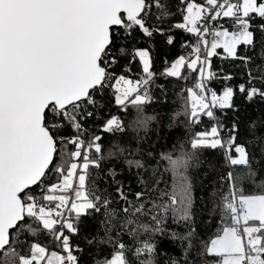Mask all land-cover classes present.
Masks as SVG:
<instances>
[{
	"label": "snow or ice",
	"instance_id": "6c2138e0",
	"mask_svg": "<svg viewBox=\"0 0 264 264\" xmlns=\"http://www.w3.org/2000/svg\"><path fill=\"white\" fill-rule=\"evenodd\" d=\"M168 82L179 155L139 135L165 130L148 106ZM238 96L264 102V0H0V264H264V191L245 189L264 176V121L241 141L222 121ZM218 149L221 227L201 241L191 169Z\"/></svg>",
	"mask_w": 264,
	"mask_h": 264
},
{
	"label": "trees",
	"instance_id": "16d2710c",
	"mask_svg": "<svg viewBox=\"0 0 264 264\" xmlns=\"http://www.w3.org/2000/svg\"><path fill=\"white\" fill-rule=\"evenodd\" d=\"M143 46H146L143 45ZM159 47V43L157 44ZM168 51V50H166ZM181 52L180 49V40L178 37L177 44L174 48L169 51V58H174L179 55ZM220 61L217 60L216 64L219 65ZM164 65L159 61L155 65V71L158 73L163 69ZM134 72H138V66L133 67ZM236 72H240V69H235ZM240 81V77H237V82ZM160 83H165L164 80H161ZM213 86L219 90L221 84L218 82H213ZM168 97L166 103H153L148 106V112L151 113L155 111L156 113L165 115L171 114L174 115V110H178L182 104V100L178 93L180 92L179 87H177L176 82H168ZM155 95L159 100L160 93L156 92ZM235 103L237 104L239 111L233 112L231 110L227 111V115L222 116V121L224 124L231 126L233 121H236L240 127V140L243 141L249 122H259L264 121V102L254 101L251 104L243 101L239 96L236 98ZM109 110L113 114H120L119 109L114 105V103L109 104ZM134 115V110L130 109L126 119H131ZM182 119V118H181ZM169 121L167 115H165V130L160 131L159 126L153 129L151 125L147 130L143 128L140 129L139 135L148 136L150 140L157 143L156 151L159 152H168L171 149H177L175 152L176 155H179V145L184 143V146L187 147V144L184 142L185 130L183 125L176 127L175 130L169 132L167 130V125ZM210 122L205 120L204 125H208ZM198 130H203V126H192L190 131L195 132ZM119 136V134H117ZM107 142V141H106ZM223 153L221 150H206L204 152V157L211 160L216 167L214 169L208 168L207 166L194 167L191 169L192 180L194 183V196L196 197V218L194 227L197 229V233L201 241H207L212 238L216 232L221 227V221L219 216L215 211H209L208 208L212 207L210 197L212 195L213 189L216 187L219 176L228 170V166L225 161L222 159ZM117 167H126L120 161H113ZM257 171H259V165H257ZM132 181L133 186H135V180L132 177H128ZM245 189L249 193H258L264 191V176H259L256 179L246 182ZM95 228L93 225H89L87 228L88 232H94ZM170 255L173 258L179 257V249L171 244H166ZM215 259V258H208ZM86 264H91V260H87Z\"/></svg>",
	"mask_w": 264,
	"mask_h": 264
}]
</instances>
